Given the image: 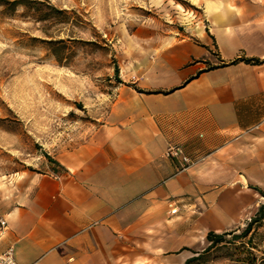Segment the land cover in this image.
Returning <instances> with one entry per match:
<instances>
[{"label": "crops", "instance_id": "crops-1", "mask_svg": "<svg viewBox=\"0 0 264 264\" xmlns=\"http://www.w3.org/2000/svg\"><path fill=\"white\" fill-rule=\"evenodd\" d=\"M201 4L204 34L136 54L86 140L44 172L0 179V253L14 248L19 264H184L211 231L259 212L264 0ZM175 145L190 165L166 156Z\"/></svg>", "mask_w": 264, "mask_h": 264}, {"label": "rangeland", "instance_id": "rangeland-1", "mask_svg": "<svg viewBox=\"0 0 264 264\" xmlns=\"http://www.w3.org/2000/svg\"><path fill=\"white\" fill-rule=\"evenodd\" d=\"M47 1L63 13L47 10L39 21L26 5L5 10L0 0L3 180L44 172L48 157L86 140L116 89L129 83L136 54L207 25L204 0ZM257 214L193 264H264V218L244 238L235 237Z\"/></svg>", "mask_w": 264, "mask_h": 264}, {"label": "trees", "instance_id": "trees-1", "mask_svg": "<svg viewBox=\"0 0 264 264\" xmlns=\"http://www.w3.org/2000/svg\"><path fill=\"white\" fill-rule=\"evenodd\" d=\"M4 1L5 3V10H15L19 5H26L28 8H31L36 16V18L40 21H44L46 20L47 17V10L50 11H58L63 13V10H60L58 8H55L53 5H51L47 0H1ZM32 5V7H31ZM43 5V6H42ZM46 8H45V7ZM247 61V62H260V60L256 59H249V58H244V57H240L239 59H236L233 63H237L239 61ZM116 80H118L119 82H122L121 80H119L118 77V68L116 69ZM264 218V204L260 205V210L257 214V217L252 219L251 222H249L247 224V227L244 229V231L235 236L236 238H244L245 236H247L249 234L250 231H252L253 229V224L255 222L260 221V219ZM231 231H227L225 233H216L211 231L207 237H206V243H207V247L202 251V252H195V255L189 259H187V261L184 264H193L195 261H198L199 259H201L206 253L211 252L212 249L222 245L223 243H225V238L227 237V235L230 233Z\"/></svg>", "mask_w": 264, "mask_h": 264}, {"label": "built area", "instance_id": "built-area-1", "mask_svg": "<svg viewBox=\"0 0 264 264\" xmlns=\"http://www.w3.org/2000/svg\"><path fill=\"white\" fill-rule=\"evenodd\" d=\"M166 156L170 159H180L185 165H190L192 161L184 154L183 149L178 146H170L166 151ZM0 226H6L5 220H0ZM0 264H19L15 259L14 248L9 247L7 250L0 253Z\"/></svg>", "mask_w": 264, "mask_h": 264}, {"label": "bare ground", "instance_id": "bare-ground-1", "mask_svg": "<svg viewBox=\"0 0 264 264\" xmlns=\"http://www.w3.org/2000/svg\"><path fill=\"white\" fill-rule=\"evenodd\" d=\"M195 31L198 33L199 36H202L204 34L203 28L201 27H195Z\"/></svg>", "mask_w": 264, "mask_h": 264}]
</instances>
